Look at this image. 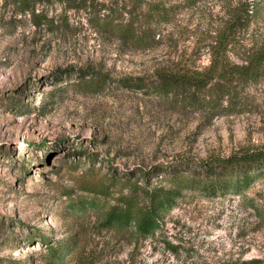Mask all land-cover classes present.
<instances>
[{
	"label": "rangeland",
	"instance_id": "rangeland-1",
	"mask_svg": "<svg viewBox=\"0 0 264 264\" xmlns=\"http://www.w3.org/2000/svg\"><path fill=\"white\" fill-rule=\"evenodd\" d=\"M160 1L174 7L172 21L161 24L159 43L139 49L97 32L88 11L63 0H0V264H47L41 235L52 245L78 241L68 264H264V177L240 195L187 193L147 239L104 226L100 208L75 214L61 193L93 197L78 186L89 167L133 170L134 179L151 171L155 185L182 160L264 149V80L243 87L234 111L213 117L116 86L161 64L210 63L225 0ZM247 1L259 2L250 31L264 37V0ZM90 66L113 79L102 93L79 82Z\"/></svg>",
	"mask_w": 264,
	"mask_h": 264
},
{
	"label": "trees",
	"instance_id": "trees-1",
	"mask_svg": "<svg viewBox=\"0 0 264 264\" xmlns=\"http://www.w3.org/2000/svg\"><path fill=\"white\" fill-rule=\"evenodd\" d=\"M185 1L190 4L195 0ZM63 2L88 11V20L97 32L110 33L122 45L139 49L159 43L158 30L162 23H171L174 13L173 6L166 7L160 0ZM222 8L224 14L216 20V35L208 43V66L200 69L186 63L161 64L149 78L120 77L115 80L116 86L212 117L234 111L238 100L245 99L243 87L264 80V37L250 31L261 11L259 2L247 0L236 4L225 0ZM231 53L241 60H233ZM112 81L103 69L90 66L79 82L84 91L97 94L104 92ZM60 140L56 139L53 148ZM95 155L89 157L94 159ZM162 172L161 182L152 185L151 171L143 172L141 179H134L133 170L100 174L95 167H89L78 186L93 197L74 198L73 192L61 193L69 201L68 208L77 215L97 207L103 210L104 226L118 232L131 231L139 239L154 238L162 228L165 215L186 199L187 193L214 199L228 193L248 192L256 180L264 177V149L241 150L203 161L182 160L178 166L164 167ZM39 238L47 245V264H68L77 250L78 241L74 238L57 241L55 245L45 235ZM164 242L174 254L178 252L177 245ZM260 263V259H251L242 264Z\"/></svg>",
	"mask_w": 264,
	"mask_h": 264
},
{
	"label": "bare ground",
	"instance_id": "bare-ground-1",
	"mask_svg": "<svg viewBox=\"0 0 264 264\" xmlns=\"http://www.w3.org/2000/svg\"><path fill=\"white\" fill-rule=\"evenodd\" d=\"M58 138H61V136L60 137H58ZM55 138L53 137V140H54Z\"/></svg>",
	"mask_w": 264,
	"mask_h": 264
}]
</instances>
